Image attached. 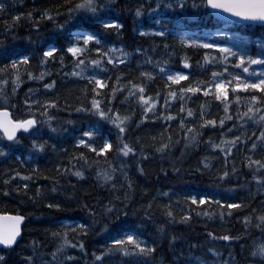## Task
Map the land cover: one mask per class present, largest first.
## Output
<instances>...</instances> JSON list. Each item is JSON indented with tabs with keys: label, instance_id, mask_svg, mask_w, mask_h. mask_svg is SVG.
Wrapping results in <instances>:
<instances>
[{
	"label": "trees",
	"instance_id": "1",
	"mask_svg": "<svg viewBox=\"0 0 264 264\" xmlns=\"http://www.w3.org/2000/svg\"><path fill=\"white\" fill-rule=\"evenodd\" d=\"M0 2L6 5L0 12V68H6L4 73H0V80L8 79L4 88L5 94L11 97V104L15 106L10 108L14 113L13 118H24L27 115L23 103L27 98L41 102L45 99H57V105L49 108L48 115L58 130L52 131L47 124H42L39 127L41 132L39 136L20 132L19 142L12 143L10 148L11 142H6L4 147L9 148V151L6 155L0 156V210L13 214L19 212L26 217L21 239L5 253L9 264H25L24 257L31 255L28 245L33 238L39 242L40 252H52L57 246V238L53 236V232L64 230L69 232V238L74 242L78 240L84 242V249L69 246L64 251L61 259L65 256L74 257L66 264H94L93 253L103 251L112 240L121 239L125 234L138 235L149 243L154 242L156 244L154 254L140 260L122 257L120 253L107 254L101 258L102 264H174V257H179V264H196L195 257L221 264L228 260L229 252L234 257L231 264H264V260L259 259V256L250 258L253 240L258 241L257 243L264 240V233L259 232L261 228L255 226L256 217L264 214V184L254 178L255 175L264 176V170L258 171L246 163L249 156L264 161V143L257 142V147L251 150L252 143L264 125L250 120L238 121L236 119L238 109L243 111L246 106L243 102L237 104L233 100L227 113L232 115V119H226L223 126L217 123L199 129L198 142L186 147L178 118L174 116L167 122L163 119L141 120L142 106L138 102V95L128 96L126 88H119V84L127 86L128 81L143 83L145 95L154 96L157 92L160 93L155 107L159 111H164V94L170 90L166 85L171 86V82L166 78L168 73L161 74L159 66L148 62L147 58L150 57L153 62L168 61L167 68L172 71H187L189 77L186 81H181L179 87H187L188 83L197 79L208 80L214 69L222 70V63L213 65L208 61L205 65L203 56L206 50L200 46L182 45L172 35V31L187 28L201 34L204 30L221 27L220 25L215 24L210 17L197 14L190 5L184 10L167 8L165 5L168 0H159L160 8L157 12L149 13L147 9L155 8L157 0H113L111 9L103 14L118 18L122 28L113 29L110 34L104 35L100 25L93 23L89 17L77 16L68 20L63 14L76 0H0ZM141 5L143 14L138 17L136 8ZM45 8H51L54 12L59 11L61 15L53 20L37 21L41 16V10ZM29 11L33 13L31 19L26 15ZM17 13L25 15L19 21L13 22L12 17ZM66 20L68 22L63 29L57 27L58 23H64ZM157 20L160 21L159 24L156 23ZM37 22L38 28L34 27ZM161 25L168 28L165 36L150 32L152 29L162 30ZM81 26L100 34V39L105 44L123 46L125 51L131 53L128 60L122 64L113 62L109 65L105 61L107 71L102 75L108 83L99 90L103 95L96 97L101 100L105 110L110 106L113 112L118 111L120 115L132 116L124 139L130 141L137 152L127 157L116 151L120 145L117 140L118 130L114 125L109 121H101V118L90 112L76 110L81 103L90 107L92 90L97 87L87 79V76L94 74L90 69H86L82 77L68 75L72 72L73 57L66 52V47L70 43L72 32L81 30ZM141 29L148 32L141 33L139 32ZM227 29L240 37H247L248 54H256L257 41L264 40V26L235 24L228 26ZM232 39L226 37L223 41L230 42ZM50 44L55 45L58 51L53 57L48 58L44 67L40 61L45 47ZM165 44L168 45L167 48ZM97 46L90 42L91 48ZM137 48L143 51L136 53L134 49ZM214 51L218 55V50ZM19 55H29L30 61L26 66L21 65L22 83L13 94L11 75L14 73L10 64L11 60L18 58ZM61 55L65 57L63 65ZM96 55L95 52L89 51L85 54V59H94ZM185 57L189 60L188 66L182 63ZM42 67L49 73L42 81L27 79L26 71L39 75ZM229 71L247 75L234 65L229 66ZM142 72H152L154 75L149 79L142 77ZM51 81H55L54 88L45 89L43 85ZM114 86L119 90L113 95L111 89ZM29 89L33 90L30 97L27 95ZM237 94L245 97L259 92L239 90ZM109 97H112L110 103ZM229 99H232L231 92ZM168 104L172 113H178L181 105L185 109L191 108L194 111V118H187L189 124H196L199 121L201 105H204L205 118H215L219 121L221 116L227 115L220 101L214 97H206L200 92L186 93L183 100L178 95L169 100ZM93 125L102 133L92 141L94 144L101 146L105 137L112 142L113 146L106 154H97L85 145L76 144V139L82 138L83 133ZM169 135L171 146L168 150L156 151L158 144L167 141ZM232 136H239L242 142L232 146V152L227 156L224 151L212 148L208 142L210 137L214 143H220L222 138L230 140ZM34 139L47 142L43 151L32 148L31 142ZM141 148L149 153L148 158L140 159ZM81 152L87 157V163L78 156ZM105 158L111 167L116 169L113 183L123 185L118 187V190H113L110 185L102 183L97 178V171L108 167ZM121 164L125 166L123 171L134 181V187L128 193L130 199L124 208L127 215H121L117 220L115 217L119 214L113 213L109 216L103 211V206L112 197L122 198L127 190L126 180L121 174ZM138 164L144 168V172L138 171ZM57 165H60L61 169L67 168L72 171H60ZM173 167L177 170L173 171ZM226 167L229 171L232 168H236L237 171L230 172L223 180L218 179V174ZM76 168L84 171V176H75ZM165 169L166 171H163ZM13 172L22 175L13 176ZM5 180L8 181L7 184ZM25 184L28 186L26 190ZM38 186L42 194L36 196ZM54 187L55 191L52 190ZM5 188L7 192L4 191ZM194 194L210 195L214 199L202 205H192L187 198ZM216 197L229 202L239 200L244 206L232 209L231 215L228 214L229 210L224 208L225 214L221 216V206L215 201ZM49 203H59L60 207H49ZM115 203L120 206L124 202L121 199ZM84 204L87 207H83ZM168 206L175 215L174 221L165 214ZM89 208L94 209V217L89 213ZM185 211H191V217L187 221H182L180 217ZM245 216L251 217V223L247 227ZM80 224L90 225L86 234H79ZM159 225L166 226L165 233H160ZM210 233H214L215 238ZM171 234L176 236V240L170 244ZM225 234L240 239L225 241L222 239ZM209 250H214V253L220 255L210 253ZM41 259L49 260L50 257L44 255Z\"/></svg>",
	"mask_w": 264,
	"mask_h": 264
},
{
	"label": "snow or ice",
	"instance_id": "2",
	"mask_svg": "<svg viewBox=\"0 0 264 264\" xmlns=\"http://www.w3.org/2000/svg\"><path fill=\"white\" fill-rule=\"evenodd\" d=\"M113 0H76V2L67 9L64 10V15L67 16L68 20H72L77 16L80 17H89L93 23L99 24L103 30L104 35L111 33L113 29L119 30L122 28V24L118 18H113L111 15H105L103 13L108 12L112 7ZM191 6L192 9H195L197 14H203L206 17H210L214 20L215 24L220 25L221 27L227 28L230 25H235L238 20L245 21H260L264 23V0H168V3L165 5L167 8H175L184 10L188 6ZM6 5L3 2H0V12L5 9ZM160 8L159 0L155 5V8H148L149 13L157 12ZM143 14V6H138L136 8V16H141ZM159 15V13H157ZM25 14L17 13L16 16L12 17L13 22L19 21ZM29 19L32 18L33 13L29 11L27 14ZM61 13L59 11H52L51 8H45L41 10V16L39 19H48L53 20L59 17ZM67 20L64 23H58L57 27L63 29L67 24ZM157 24L160 23L159 20L156 21ZM11 27V25H9ZM34 27L38 28V22L34 24ZM161 31L158 35L161 37L165 36L168 32V28L165 25H161ZM144 29H141L143 33ZM151 31L155 32V29ZM202 38L192 39L189 38L188 33H181L179 39L182 45L188 46H200L203 47L206 51L204 52L203 61L207 65L208 61H211L213 65H218L222 63V70L217 71L213 70L209 76L208 80L197 79L192 83H188L187 87H179L181 81H186L189 77L187 71H172L167 68L168 61L156 60L151 61V58H147L148 62L154 63L159 66L161 74L167 72V80L171 82V86L166 85V88H169V91H166L164 94V111H159L155 106L157 105V98L160 93L157 92L154 96L145 95V85L143 83H132L131 81L125 84H119V88H126L128 96L138 95V102L142 106L141 120H157L163 119L164 121H171L173 117L179 119V125L182 130L185 146L197 143L200 137L199 129H202L206 125H224L225 120H231L232 115L227 114L229 105L233 103V100L239 104L243 102L245 108L243 111L238 109L236 119L238 121L250 120L257 124L264 125V40L257 41V52L256 54H248L249 49L247 48L248 41L242 39L237 33L220 31L216 29L211 31V36L215 37H232L233 39L230 42H213L209 39V33L203 32L200 34ZM90 42L97 44L95 48L90 47ZM168 45L165 44V48ZM210 50L211 53L210 54ZM214 50H218V55ZM57 48L54 45H49L45 47L43 51V58L40 61V64L46 67V62L48 58L53 57L54 53H57ZM89 51L95 52L97 55L94 59L88 58L85 59V54ZM136 53H141L143 50L140 48L134 49ZM66 52L70 53L73 57L72 60V72L68 75H73L76 77H82L85 75L86 69H90L94 74L87 76V79L96 85L97 87L93 88V95L90 98V107H86L81 103L77 107V111L90 112L99 118L101 121H109L112 125L118 130L117 140L120 146L117 147L116 151L119 154H122L123 157L129 156V154H134L137 152V149L131 145L130 141H126L124 136L126 134V128L129 121L132 119L131 115H120L119 112H113L112 108L109 106L107 110L102 107V102L96 97L98 95H103L99 90L103 89L108 83L107 79L103 78L102 73L107 71L105 67V61L107 64L111 65L113 62L115 64H122L124 61L128 60L131 55L130 52L125 51L123 46L117 48L114 45H107L104 41L100 39V34L96 33L94 30H89L81 26L79 32H74L70 36V43L66 47ZM118 54V55H114ZM147 57V54L145 53ZM65 57L60 56L61 64L63 65ZM30 61L29 55H19L18 58H13L11 60L10 68L13 71L11 75V81L13 84L12 93L14 94L16 88L22 83L20 67L21 65H28ZM185 66H188L189 60L185 57L182 61ZM198 64L200 62H197ZM235 66L243 70V75L240 73L229 71V66ZM256 66V67H251ZM42 67L39 75H34L31 71H26L27 79H36L42 81L45 76L49 73L44 70ZM6 68H0V73H4ZM154 75L152 72H142V77H148L149 79ZM120 80V76L117 77V81ZM8 83V79L5 78L0 80V156L6 155L11 147L12 143H18V132L23 130L22 134L27 135H41L39 127L42 124H47L48 128L52 131H57L52 122L51 116L48 115L49 108L57 105V99H45L42 102L39 100H32L27 98L24 100V105L26 106L27 115L24 118H13L14 113L10 111V108L15 106L11 104V97L5 94L4 85ZM55 81H51L43 85L45 89H53ZM172 86H177L173 88ZM118 87H112L111 91L113 95L119 90ZM239 90H258L259 94H252L250 96L242 97L237 93ZM32 89L28 90L27 95L30 97ZM203 93L206 97H214L215 100L220 101L223 104L224 112L227 114L221 116L219 121L215 118H205L204 105L200 106L199 121L196 124L187 123V118H194V111L191 108L185 109L183 105L178 113H172L169 110V100L177 97L179 95L180 99L183 100L186 93ZM232 93V99H229V93ZM112 97L108 98L110 103ZM42 109V111H41ZM167 112V115H165ZM38 117H43L39 119ZM137 123H140L137 121ZM102 135L101 131L96 128L95 125L92 126L88 131L83 133L84 138H77V145H85L88 149L96 152L97 154H106L107 150L112 148V142L110 139L105 137L102 141L101 146H97L92 141L96 139L97 136ZM246 138V137H245ZM155 139V138H153ZM6 142L9 143V148L4 147ZM211 144L212 148L220 149L225 152L227 156L232 152V146L241 143V138L239 136H232L230 140L221 139L220 143H214L212 138H209L208 141ZM257 142L264 143V128H261L259 135L256 137V140L251 145V150H254L257 147ZM46 141L41 140H32L31 146L36 150L43 151L46 146ZM171 146V135L167 141L159 143L156 147V151L165 152ZM53 147H55L53 145ZM140 159L148 158L149 153L140 149ZM78 156L82 158L87 163V157L84 153H78ZM207 159V158H205ZM105 163L108 165L107 168H102L97 171V178L104 184L110 185L113 190H118V187H123V185L118 186L116 183H113V174L116 172L115 168H112L110 162L105 158ZM246 163L249 167H255L258 171L264 170V161L260 159H255L251 156L248 157ZM207 166V165H206ZM60 171H72L71 169H61L60 165L56 166ZM124 165H120L121 174L124 176L127 184V190L124 192L123 197H112L109 199L103 206V211L106 212L109 216L113 213H118L115 218L118 220L121 215H127L124 211V208L127 206V202L130 199L129 191L134 187V181L129 178L128 173L124 172ZM138 171L144 172V168L137 165ZM177 169L173 167V171ZM163 171H166L163 170ZM236 168H232L230 171L225 168V170L218 174V179L223 180L228 177L231 173H235ZM84 171H81L79 168L74 170V175L77 177L84 176ZM13 176L22 175L21 173L13 172ZM30 178V177H28ZM255 180L264 184V176L255 175ZM5 180V184H7ZM27 184L24 185L25 190L27 189ZM235 187V186H234ZM55 191V187L52 189ZM7 192V188L4 189ZM19 191V189H17ZM39 186L37 188L36 196L41 195ZM35 198V196L33 197ZM123 200V204L117 206L116 200ZM188 201L192 205L196 204H205L206 201H213V196L210 195H198L194 194L189 196ZM215 201L221 206L220 215L223 216L224 208L229 210L228 214L231 215V210L235 208L243 207L241 201L237 200L235 202H229L225 199H220L219 197L215 198ZM49 207L59 208L60 204L49 203ZM87 207L86 204L82 205ZM148 207H151V202H149ZM89 213L94 217L95 211L92 208H89ZM166 216L175 220V215L170 206L167 207ZM207 215L208 213H201ZM148 215L147 210L145 211V216ZM191 217V211H185L183 216L180 217L182 221H187ZM26 217L19 212L15 214L0 210V264H9L5 253L9 252L14 245L18 243V237L22 234V223L25 221ZM257 223L256 227L262 229L264 233V214H260L256 217ZM245 226H249L251 223V217H244ZM107 227V226H106ZM80 230L79 234H86L90 225L80 224L78 225ZM75 231V229L73 230ZM159 231L161 234L166 232L165 225H159ZM210 235L215 238L214 233ZM53 236L57 238V246L50 253H43L38 250L39 242L33 238V240L28 245L31 249V255L24 257L25 264H66L68 261L74 259L73 256H65L63 259L60 257L63 255L64 251L68 249L69 246L75 248L84 249L83 240L73 241L69 238V232L67 230L53 232ZM222 239L225 241H231L234 239H240V237H232L225 234ZM176 240L174 234L170 235V244ZM243 247V245H242ZM156 250V244L149 243V241L143 239L142 237L134 234H125L121 239H114L111 241L108 247L104 248L103 251L99 253H93L94 264H102L101 258L107 254L120 253L122 257L135 258L137 260L143 258L151 257ZM210 253H214V250H209ZM215 255H220L219 253H214ZM48 255L49 260L41 259L42 256ZM182 255V253H181ZM253 257L259 256L264 260V240H261L257 243L253 241V251L251 253ZM191 257V253H189ZM234 260V257L231 252H229V257L227 261L221 262V264H231ZM196 264H215V261H204L201 257H195ZM174 264H179V257H174Z\"/></svg>",
	"mask_w": 264,
	"mask_h": 264
},
{
	"label": "rangeland",
	"instance_id": "3",
	"mask_svg": "<svg viewBox=\"0 0 264 264\" xmlns=\"http://www.w3.org/2000/svg\"><path fill=\"white\" fill-rule=\"evenodd\" d=\"M214 30H216V28L215 29H212V31H214ZM220 31H227V32H229L227 29H219ZM159 31H161V30H156L154 33H159ZM74 32H79V31H73L72 33H74ZM139 32H141V30H139ZM148 31H143V33H147ZM150 32H153V31H150ZM142 33V32H141ZM178 35H180L181 34V32H179V33H177ZM179 37V36H178ZM201 37H199V39H200ZM223 38H225V37H215V36H211V34L209 35V39L211 40V41H213V42H220V41H222L223 40ZM117 48H119V47H117ZM166 78H167V74H166Z\"/></svg>",
	"mask_w": 264,
	"mask_h": 264
},
{
	"label": "water",
	"instance_id": "4",
	"mask_svg": "<svg viewBox=\"0 0 264 264\" xmlns=\"http://www.w3.org/2000/svg\"><path fill=\"white\" fill-rule=\"evenodd\" d=\"M238 24H255V25H264V23L260 22V21H245V20H238L237 21ZM21 131V130H20ZM25 222V221H24ZM24 222L22 223V227H23V224Z\"/></svg>",
	"mask_w": 264,
	"mask_h": 264
},
{
	"label": "bare ground",
	"instance_id": "5",
	"mask_svg": "<svg viewBox=\"0 0 264 264\" xmlns=\"http://www.w3.org/2000/svg\"><path fill=\"white\" fill-rule=\"evenodd\" d=\"M50 45H53V44H50ZM48 46H49V45H48ZM54 46H55V45H54ZM20 132H23V130L19 131L18 133H20ZM82 138H84V137H82ZM263 207H264V206H263ZM25 222H26V219H25ZM25 222H24V223H25ZM23 226H24V224H23ZM22 230H23V227H22ZM259 232H262V229H261V231H259ZM259 236H261V234H260ZM259 236H258V237H259ZM21 237H22V234H21L20 237H18V242H19V240L21 239ZM258 237H257V238H258ZM261 237H262V236H261ZM261 237H260V238H261ZM257 238H256V239H257ZM261 239H262V238H261ZM253 241H254V240H253ZM257 242H258V241H257ZM250 243H251V242H250ZM251 244H252V243H251ZM14 246H15V245H14ZM14 246H13V247H14ZM219 246H221V245H219ZM252 247H253V245H252ZM252 250H253V249H252ZM9 256H10V255H9ZM257 257H258V256H257ZM8 258H9V257H8ZM250 258H252V255H251ZM259 259H260V257H259ZM44 260H45V259H44ZM250 262H251V261H250ZM260 262H261V261H260ZM251 264H253V263H251Z\"/></svg>",
	"mask_w": 264,
	"mask_h": 264
}]
</instances>
